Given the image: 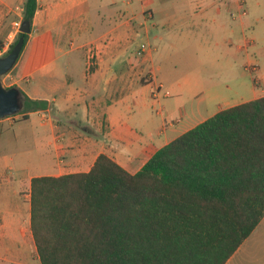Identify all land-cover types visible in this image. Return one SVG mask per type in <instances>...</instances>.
I'll use <instances>...</instances> for the list:
<instances>
[{
	"label": "trees",
	"instance_id": "1",
	"mask_svg": "<svg viewBox=\"0 0 264 264\" xmlns=\"http://www.w3.org/2000/svg\"><path fill=\"white\" fill-rule=\"evenodd\" d=\"M37 10L25 0L23 22ZM30 205L41 264H226L264 218V97L218 112L134 175L100 155L87 173L35 177Z\"/></svg>",
	"mask_w": 264,
	"mask_h": 264
},
{
	"label": "crops",
	"instance_id": "2",
	"mask_svg": "<svg viewBox=\"0 0 264 264\" xmlns=\"http://www.w3.org/2000/svg\"><path fill=\"white\" fill-rule=\"evenodd\" d=\"M24 2L0 0V33L5 26L16 25L15 16L22 19ZM121 4L129 8L134 1L38 0L25 48L13 69L0 78L4 88L19 89L23 100L25 95L48 103L42 111L0 118L3 235L11 229L20 232L26 209L31 218L26 198H30L33 178L87 173L100 155L134 175L158 150L218 112L234 107L199 118L201 109L188 114L181 102L177 111L166 110L162 116L157 105L164 107L160 99L171 95L162 91L161 69L154 66V53H143L141 59L122 49L127 46L124 29H133V23L143 18L139 25L150 30L146 24L155 13L147 6L137 15L124 12L107 20L95 12L106 7L116 10ZM146 10L151 11L148 19ZM96 21H107L109 27L98 37L93 26ZM91 46L98 52L89 53ZM83 61L85 67L79 66ZM10 247L11 242L0 239V249ZM226 264H264V218Z\"/></svg>",
	"mask_w": 264,
	"mask_h": 264
},
{
	"label": "rangeland",
	"instance_id": "3",
	"mask_svg": "<svg viewBox=\"0 0 264 264\" xmlns=\"http://www.w3.org/2000/svg\"><path fill=\"white\" fill-rule=\"evenodd\" d=\"M133 1L129 8L121 4L116 10L106 7L95 12L107 20L124 12L137 15L147 6L155 13L146 24L150 30L139 25L143 18L133 23V29H124L127 46L122 49L123 53H137L141 59L143 53H154V66L161 69L158 77L162 91L171 95L160 99L165 109L157 105L158 111L163 110L162 116L166 110L177 111L184 102L186 113L201 109L202 116L198 117L208 118L220 108L264 97V0H147L149 4L144 6L146 0ZM150 14L146 10L147 19ZM13 19L16 25L5 26L0 33V58L21 33L23 14L22 19ZM105 24L107 21H96L93 25L96 37L108 30ZM96 52L98 49L91 46L89 53ZM137 58L130 62L132 67ZM85 65L86 61L79 63ZM26 210L19 233L12 229L0 233V239L12 243V248L0 249V264H41Z\"/></svg>",
	"mask_w": 264,
	"mask_h": 264
},
{
	"label": "water",
	"instance_id": "4",
	"mask_svg": "<svg viewBox=\"0 0 264 264\" xmlns=\"http://www.w3.org/2000/svg\"><path fill=\"white\" fill-rule=\"evenodd\" d=\"M21 33H31V23L24 21ZM25 45V38L21 37L11 52L0 58V78L9 73L16 65ZM24 100L19 89L13 87L6 89L0 81V118L11 117L19 114L24 108Z\"/></svg>",
	"mask_w": 264,
	"mask_h": 264
}]
</instances>
